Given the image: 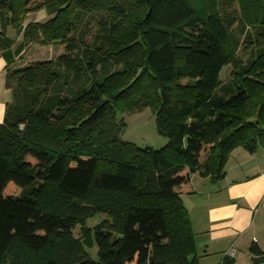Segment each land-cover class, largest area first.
Listing matches in <instances>:
<instances>
[{"label":"trees","instance_id":"obj_1","mask_svg":"<svg viewBox=\"0 0 264 264\" xmlns=\"http://www.w3.org/2000/svg\"><path fill=\"white\" fill-rule=\"evenodd\" d=\"M238 2L240 31H255L244 64L217 0H0L23 44L60 51L5 68L0 264H198L180 197L191 175L217 181L233 149L264 147V0ZM147 106L168 140L159 149L119 137L121 116ZM95 213L108 219L74 240ZM250 253L264 264L256 244Z\"/></svg>","mask_w":264,"mask_h":264},{"label":"crops","instance_id":"obj_2","mask_svg":"<svg viewBox=\"0 0 264 264\" xmlns=\"http://www.w3.org/2000/svg\"><path fill=\"white\" fill-rule=\"evenodd\" d=\"M39 19L37 13H28L21 28ZM36 45L23 44L22 31L8 24L3 26L0 20V123L11 101L5 68L22 60L31 48L25 64L37 60ZM224 170V177L217 181L193 173V192L180 195L189 213L198 264H207L203 260L211 254L216 255L213 264H220L228 248L238 243V250H247L244 252L247 264L251 262L252 244L264 251V147H258L254 153L242 147L233 149ZM236 253L235 250L231 258Z\"/></svg>","mask_w":264,"mask_h":264},{"label":"rangeland","instance_id":"obj_3","mask_svg":"<svg viewBox=\"0 0 264 264\" xmlns=\"http://www.w3.org/2000/svg\"><path fill=\"white\" fill-rule=\"evenodd\" d=\"M217 2V8L220 11L222 17L225 20L228 18L234 20V23L229 29V33L239 41V46L235 50L234 54L235 59L239 60V62H242L244 64L249 59L254 57L256 53V47H254V45L253 47L245 46L247 36L252 35V37H254L255 31L249 25H247L242 32L240 31L242 21L239 20L241 17V8L238 0H217ZM34 13H37L40 18L39 20H44L47 17L45 9H40ZM91 26V31L88 33L87 39H90L92 33L95 31V21L91 23ZM34 46L35 45H33L32 48H34ZM36 46L38 48L35 52L37 60L50 59L58 55V53L55 51L59 50L57 45L43 46L37 44ZM32 48L30 49L31 51ZM30 50H28V53L22 58V60L14 64V67H21L25 65V60L27 59L28 55H30ZM232 68V65H227L223 68L221 72L222 82L228 80V76ZM121 117L123 118L124 127L123 130L120 132L119 137L122 141L132 142L140 148L151 147L154 149H159L167 144V138L163 135H160L157 131L154 110L151 107L147 106L137 112L125 113ZM107 219V215L104 213H95L94 215L85 218L84 222L81 225L77 224L73 228L72 233L74 240H84V235L86 231H92L95 227H97ZM92 243L93 244L91 245V247L86 248V252L92 259L96 260L97 247L94 241ZM239 246V243L237 246L231 245L227 250V252L232 251L233 254L231 257L234 256L235 250L237 251L234 259L230 257L232 260L231 264H247L246 254L244 253L247 250H238ZM215 260L216 255L211 254L208 256L207 259L203 261H206L207 264H213ZM249 264H251V262H249Z\"/></svg>","mask_w":264,"mask_h":264},{"label":"built area","instance_id":"obj_4","mask_svg":"<svg viewBox=\"0 0 264 264\" xmlns=\"http://www.w3.org/2000/svg\"><path fill=\"white\" fill-rule=\"evenodd\" d=\"M232 254H233L232 251H229V252H227V253L225 254V256H226V257H231Z\"/></svg>","mask_w":264,"mask_h":264}]
</instances>
